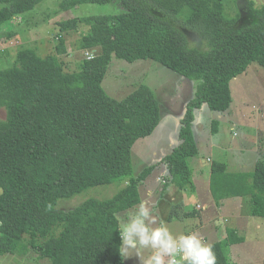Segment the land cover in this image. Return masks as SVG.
Segmentation results:
<instances>
[{
    "label": "trees",
    "instance_id": "obj_1",
    "mask_svg": "<svg viewBox=\"0 0 264 264\" xmlns=\"http://www.w3.org/2000/svg\"><path fill=\"white\" fill-rule=\"evenodd\" d=\"M41 1L0 0V29ZM111 1L64 0L62 6ZM118 1L123 6L119 12L57 22L61 31L79 23L88 26L77 48L94 49L93 57H84L78 71L65 72L58 54L40 56L37 47L24 44L10 64L0 67V108L6 111L0 120V255L34 251L51 264H125L117 251L114 214L141 202L139 185L160 164L168 170L165 184L170 177L176 188L190 186L189 159L198 152L192 130L195 109L206 104L223 113L232 102L230 81L251 62L264 67V3L250 6L254 20L235 28L238 14L225 17L222 0ZM188 35L202 46L191 45ZM61 40L59 54L64 52ZM8 54V49L0 52V61ZM112 56L153 60L195 82L179 121L178 143L136 176L131 148L157 127L159 101L145 83L123 98L110 96L102 81ZM218 125L214 118L212 134ZM114 182L123 186L109 198L56 208L59 198ZM209 187L217 205L245 197L249 214L264 218V156L248 172H232L225 162L212 161ZM197 214L193 206L173 204L168 219ZM225 233L223 239L207 242L217 264H230V246L244 241L234 228Z\"/></svg>",
    "mask_w": 264,
    "mask_h": 264
},
{
    "label": "rangeland",
    "instance_id": "obj_2",
    "mask_svg": "<svg viewBox=\"0 0 264 264\" xmlns=\"http://www.w3.org/2000/svg\"><path fill=\"white\" fill-rule=\"evenodd\" d=\"M63 1L42 0L33 10L23 14L24 17L19 21L13 19L11 23H7L1 27L0 52L8 49L9 54L4 57V62L0 61V67H6L10 64L11 61H7L13 60L15 57L13 55L21 44L37 47L36 50L40 56L59 54L57 46L59 39L62 38L64 52L60 55V59L64 71L76 72L79 70L81 60L85 57L84 50L77 48L78 41L80 36L87 31L88 26L84 23H79L75 29L61 31L57 22L88 14H113L123 10V6L118 0L106 3L86 2L66 8L62 6ZM222 3L224 16L232 18L235 14H238V19L233 26L241 28L254 20L250 6L254 8L259 7L264 3V0H222ZM8 31H15L16 35L13 37L5 36V33ZM188 39L191 45L202 46L191 35H188ZM141 83L147 84L154 91L159 101L161 119L150 135L139 138L132 145L131 155L134 176L138 175L146 166L158 163L161 156L170 153L176 146L178 143L179 121L183 114L182 100H191L195 90V82L193 80L177 74L156 61L149 59L127 61L112 56L102 81L103 88L110 96L117 99L123 98ZM230 89L232 102L224 114L225 120L221 124L219 122L217 134H212L210 131L211 121L217 117V113L211 111L206 104H202V106L196 108L194 111L195 119L193 120L194 122L192 121V130L195 135L194 138L198 152L196 156L189 159L193 171L192 184L179 189L175 187L169 177L168 183L163 185L162 180H166V177L168 178L169 176L164 164H160V167L156 166L147 179L144 180L145 182L142 181L140 183L139 187L143 186V197H147V190L151 189L150 187L156 188L154 196L147 202V205L155 209V215L158 220L163 219L167 222L164 209L167 206L170 211L168 204H172L174 201H170L169 198L170 196H174L176 199L178 197L181 198L175 202H182L183 205L189 208L191 206L196 207V209L200 208L196 206V203L200 204L199 206L206 205L204 208L206 210L201 211V221L217 220L219 224L223 222L222 217L217 216L215 212H210V209L215 207V202L211 198L212 195L209 187L210 163L212 161L209 162L207 157L215 161L225 162L229 171L240 170L238 168L234 169L235 165L231 166L229 163L228 157L231 150L225 153L219 148L218 144L221 143V146L224 144L230 147V144L235 145L238 143V145L243 147H252L257 143L258 133L253 120L249 116L243 117L242 110L249 111L252 114H261L264 111V67L256 62H251L245 72L237 75L230 81ZM174 91L175 93H173ZM175 97L176 99L172 100ZM172 105L176 106L173 110H170ZM5 114V109L1 107L0 120L5 118ZM229 118L237 119L236 125L230 124ZM206 127L208 133L204 131ZM231 127H233L232 130ZM233 132L236 134L233 135ZM222 139L223 141L220 142ZM261 139H264V131L262 132ZM209 142L214 143L213 147H211ZM139 156L142 157L139 159ZM199 159H204V163H200L199 169L196 170L194 162ZM197 180L200 181L197 183ZM122 186L123 184L119 185L118 182H114L87 187L71 196L59 198L56 208L69 210L87 198H109ZM163 187H165V190L161 193L160 191ZM176 193H179V196ZM166 199H168L167 203ZM240 205L241 215H249L247 214L249 213V200L247 199V203L245 199L240 200ZM134 208L129 210H133ZM250 219L264 221V218L253 217ZM236 221V219H231L230 223L234 224ZM187 223L186 221L181 222L177 219H174L173 223L167 222L170 229L179 228V234L180 232L191 230V224ZM194 232L197 233L196 231ZM263 246L264 238L262 244H260V241H256L248 246L247 244L232 246L233 249H230L228 252L230 264H262ZM123 260L125 264H140L138 258L135 256ZM0 264L51 263L48 258H38L36 253L31 251L25 256L8 253L0 255Z\"/></svg>",
    "mask_w": 264,
    "mask_h": 264
},
{
    "label": "crops",
    "instance_id": "obj_3",
    "mask_svg": "<svg viewBox=\"0 0 264 264\" xmlns=\"http://www.w3.org/2000/svg\"><path fill=\"white\" fill-rule=\"evenodd\" d=\"M92 50L94 51V49H92ZM61 54H63V53H61ZM61 54H58L59 58H60ZM173 93H175V91ZM175 99H176V97L173 98L172 100H175ZM186 101L187 100H185V99L182 100V102H183L182 103V108H183L182 112H184V106H185ZM175 106L176 105H172L170 110H173ZM225 112H227V111H224L223 113H217L216 118H218L220 124L226 118L224 115ZM242 115H243V117L249 116L250 119L252 118L253 124H254L255 129L258 133V136H257L258 141L252 147H243V146L238 145V143H236L235 145L230 144V147H228L224 144H222V146H224V147H222L221 143L218 144L219 148L221 150H223V152H225V153H227L228 151L231 150V153L229 154V157H228L229 163L231 166L235 165L233 167L234 169L235 168L240 169V170H234L232 172L252 171L255 163L260 158H262V156H264V139H261L262 132L264 131V111L261 114H254V113L252 114L249 111L242 110ZM245 118H243V119H245ZM160 119H161V116H160ZM229 123L234 126L237 123V119L234 120V119L229 118ZM232 129H233V127H231V130ZM218 130L219 129H217V132L215 134L218 133ZM204 131L206 133H208L207 127L204 129ZM193 134H194V132H193ZM235 134L236 133L233 132V135H235ZM222 141H223V139L220 140V142H222ZM209 143H210L211 147H213L214 143H212V142H209ZM163 156H161L160 159ZM131 157H132V155H131ZM141 157L142 156H139L138 158L140 159ZM207 160L209 162L214 161L210 157H207ZM200 163H204V159H199V160H196L194 162V164L196 166V170L199 169ZM153 164H155V163H153ZM162 181H163L162 184L164 185L165 179ZM199 181L200 180H197V183ZM142 188H143V186L141 185V187H139V191H140V195H141V202H144L147 204V202L150 201V199L154 196V191L156 190V188L150 187L152 190L151 189L147 190V194H146L147 197L142 196ZM164 190H165V187H163L160 192L163 193ZM176 194L179 196V193H176ZM211 198H213V197H211ZM169 199H170V201H174V203L168 204L170 207L173 204L183 205L182 202H175V201H177V199H181L180 197H178L176 199L174 196H170ZM243 199H245V201L247 203V198H245V197H231V198L223 199L219 205H217L215 203V205H214L215 207L214 208L212 207L210 209V212H212V213L215 212L217 214V216H220L223 218V222L220 224L217 222V220H209L208 222L201 221V219H202L201 211L206 210V209H204L206 207V205L199 206L200 204L196 203V206L200 207V208H198L200 210L197 209L198 214L196 216H190V217L183 218V219H177L178 221H181V222L186 221V222H188L187 224H191L190 225L191 230H187L186 232L184 231L182 233H191V232L196 231L197 234H199V236L205 242H213L216 240L223 239L225 237V234H226L225 233L226 229L234 228V229H236V232L238 233V235H242L244 237V241L239 243V244L231 245L230 249H233L232 246H237V245H242V244H245V245L247 244V246H248V245H250L256 241H260V244H262L263 238H264V221L259 220V219H250V218L254 217V218L263 219V217L251 216L249 213H247L249 215H246V214L241 215V213H240V211H241L240 200H243ZM167 201H168V199H166V203H167ZM180 201H182V200H180ZM164 210H165V219L167 220V222L173 223L174 219L173 220L168 219L169 210H168L167 206ZM187 219H189V220L187 221ZM231 219H233V220L236 219L237 221L234 224H232V223H230ZM171 230H172V232L179 234V228L178 229L177 228H171ZM180 234H181V232H180ZM230 249H229V251H230ZM263 252H264V246H263ZM262 258H263V256H262Z\"/></svg>",
    "mask_w": 264,
    "mask_h": 264
},
{
    "label": "clouds",
    "instance_id": "obj_4",
    "mask_svg": "<svg viewBox=\"0 0 264 264\" xmlns=\"http://www.w3.org/2000/svg\"><path fill=\"white\" fill-rule=\"evenodd\" d=\"M114 215L120 238L117 251L122 259L135 256L140 264H217L212 244L195 232L174 234L144 202Z\"/></svg>",
    "mask_w": 264,
    "mask_h": 264
},
{
    "label": "built area",
    "instance_id": "obj_5",
    "mask_svg": "<svg viewBox=\"0 0 264 264\" xmlns=\"http://www.w3.org/2000/svg\"><path fill=\"white\" fill-rule=\"evenodd\" d=\"M14 19H15V21H19L21 18L20 17H16ZM85 56H86L87 59L92 58L93 57V51L92 50H86L85 51Z\"/></svg>",
    "mask_w": 264,
    "mask_h": 264
}]
</instances>
